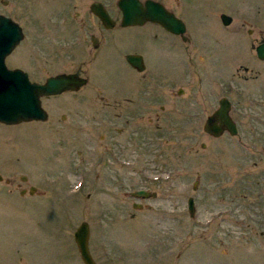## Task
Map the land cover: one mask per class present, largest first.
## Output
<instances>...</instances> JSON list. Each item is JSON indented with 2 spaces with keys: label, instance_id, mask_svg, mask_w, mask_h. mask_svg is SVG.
Segmentation results:
<instances>
[{
  "label": "rangeland",
  "instance_id": "1",
  "mask_svg": "<svg viewBox=\"0 0 264 264\" xmlns=\"http://www.w3.org/2000/svg\"><path fill=\"white\" fill-rule=\"evenodd\" d=\"M95 1L119 27L118 0H0L26 36L11 68L38 82L79 69L89 78L42 98L48 120L0 124V264H84L74 239L83 221L98 264H264V151H249L264 147V131H204L221 97L243 101L227 67L258 45L264 5L261 25L254 3L242 14L240 0H158L185 20L183 41L155 23L108 35ZM221 13L237 20L226 26ZM135 52L143 72L126 63ZM139 189L158 195L133 197Z\"/></svg>",
  "mask_w": 264,
  "mask_h": 264
},
{
  "label": "water",
  "instance_id": "2",
  "mask_svg": "<svg viewBox=\"0 0 264 264\" xmlns=\"http://www.w3.org/2000/svg\"><path fill=\"white\" fill-rule=\"evenodd\" d=\"M118 7L122 12L121 26L123 27L142 26L152 22L176 35L184 36L186 33L184 21L159 1L118 0ZM91 10L107 28L115 26V20L102 2H94ZM223 19L225 24L231 21V18L226 15H223ZM23 37L24 33L18 23L0 15V123L18 124L32 120H46L48 113L42 106V97L77 91L88 82L87 78L77 73H63L47 78L44 83H39L31 81L29 74L22 69H9L5 62L6 57ZM184 39L186 40L185 36ZM257 51L264 59V42L257 47ZM127 60L139 71L146 68L141 54H129ZM230 109V101L223 98L220 101V107L207 118L204 125L205 132L215 137L221 136L226 130L235 134L236 126L230 117ZM34 190L33 187L32 193ZM132 195L137 198H150L156 197L157 193L141 189L134 191ZM188 204L190 214L194 216L196 207L193 197L189 198ZM134 207L141 208L142 204L134 203ZM89 239L90 225L83 222L75 233V240L84 263L97 264L90 251Z\"/></svg>",
  "mask_w": 264,
  "mask_h": 264
},
{
  "label": "flooded vegetation",
  "instance_id": "3",
  "mask_svg": "<svg viewBox=\"0 0 264 264\" xmlns=\"http://www.w3.org/2000/svg\"><path fill=\"white\" fill-rule=\"evenodd\" d=\"M252 3L256 5V8L259 7L256 10L257 13H256L255 19L257 23H260L262 25L263 15L260 13L262 12L261 6L264 5V0H240V5H238L235 11L242 13L243 10H245L244 8H246L247 4L252 5ZM225 12H229V11H225ZM224 14L231 17V23H234V21L237 20L234 16H231L228 13H221L220 19L222 23L224 21L223 19ZM98 22L101 25L102 29L105 32H107L108 35H109V32H111L112 30L125 28L121 26V24L119 27H117V22H116L113 28L108 29L107 27L103 25V23L100 20ZM245 24L246 22H243L241 25H245ZM226 30H229V29H226ZM187 31H188V26H187ZM230 31L234 34H237L239 37L243 33L241 28H238V27H232ZM255 31H256L255 27L253 28L251 27L246 30V33L248 35H252L253 33H255ZM259 33L260 35L262 33V36L261 37L258 36L255 38V41L258 42V45L264 41V32H259ZM177 37H180L184 41V36H177ZM185 37L188 41L189 40L188 37L187 36ZM93 38H95V40ZM194 40L197 43L195 38ZM91 41L94 46L95 52L101 49V45L103 44L102 39L98 38L94 34H91ZM107 42H108V39H107ZM256 47L254 48L255 50L251 52H246L243 54L237 53L236 56L232 57L228 63L227 69H228L229 75H227L225 82L230 84V87H233V89H235L237 92H240V91L243 92V97H242L243 101L238 102L234 100L236 104L234 105V103L232 102V108L230 109V117L235 123L236 132L235 134L231 133L229 130H226L224 132V134H229L232 137H237L238 135H241V134H245L246 137H250V138L263 135L260 132V130L264 131V59L260 56L258 51H256ZM135 54H141V53L135 52ZM127 55L125 57L126 63L128 66L132 67V65H130V63L127 60ZM145 65L147 68L146 61H145ZM17 67L18 66L15 65L13 68H17ZM75 72L81 75L83 74V71L81 69L76 70ZM260 92L263 93L262 96L261 94H259ZM249 151H264V147L262 149H249Z\"/></svg>",
  "mask_w": 264,
  "mask_h": 264
}]
</instances>
